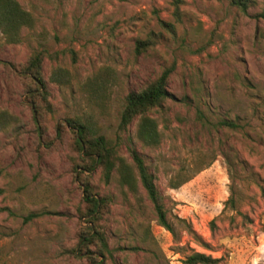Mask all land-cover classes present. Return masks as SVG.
I'll return each instance as SVG.
<instances>
[{
  "label": "rangeland",
  "instance_id": "rangeland-1",
  "mask_svg": "<svg viewBox=\"0 0 264 264\" xmlns=\"http://www.w3.org/2000/svg\"><path fill=\"white\" fill-rule=\"evenodd\" d=\"M17 1L35 22L17 44L0 32V113L12 118L0 132V264H87L74 255L88 224L68 119L91 120L129 165L130 148L146 157L174 230L158 224L140 185L131 194L116 172L106 185L97 170L88 177L111 197L106 264H184L193 253L264 264L262 1L248 15L225 0ZM139 42L151 47L138 52ZM41 50L58 60L43 64L50 97L39 130L18 69ZM59 68L70 74L62 86L50 81ZM169 68L170 99L150 113L161 143L145 147L138 119L120 129L125 99Z\"/></svg>",
  "mask_w": 264,
  "mask_h": 264
},
{
  "label": "trees",
  "instance_id": "trees-1",
  "mask_svg": "<svg viewBox=\"0 0 264 264\" xmlns=\"http://www.w3.org/2000/svg\"><path fill=\"white\" fill-rule=\"evenodd\" d=\"M225 1L244 15H248V11L252 7L251 0ZM261 1L264 5V0ZM261 16L264 17V14ZM34 22L32 14L25 11L17 0H0V32L8 43H19L23 29L33 28ZM165 26L169 25L166 24ZM150 47V42H139L137 51L144 52ZM46 58L58 60V53L52 54L47 50L37 51L18 69V75L25 82L27 99L30 101L34 120L39 130L41 128L40 120L48 109L50 97L43 72V64ZM172 70V68L166 69L158 79L145 89L139 92H131L125 99L120 129L126 130L134 120L138 119L137 139L145 147H157L161 143L158 123L150 116V113L155 109L161 110L164 103L170 99L166 88ZM69 76L67 71L59 68L52 73L50 81L62 86L69 82ZM105 76H109V74L106 73ZM105 76H96L93 85L101 88V84L105 85L106 79H103ZM11 121L12 118L7 113H0V132L9 126ZM222 124L230 128L236 127L228 121H224ZM63 126L70 128L73 134V144L77 154L75 174L82 187V202L85 204V211L81 213L80 217L85 219L88 224L79 235L78 245L74 250L75 257L85 258L87 264H106L107 259L113 257V251L109 248L107 236L101 223L107 213L111 197L101 195L88 177L97 170L101 172V181L106 185L111 183L113 174L116 172L119 185L131 194H137L140 185L153 207L158 224L173 234L174 230L167 217L155 177L150 172L144 155L136 149L130 148L129 152L133 163L129 165L125 159L118 155L116 147L99 134L96 125L91 120L68 119L66 125ZM58 132L60 133V131ZM184 183H175L172 180L170 186L172 189H178ZM227 204L233 209L235 200L231 198ZM211 227L212 229L216 228L214 222L211 223ZM220 262L221 259L201 253H193L186 257L184 264H220Z\"/></svg>",
  "mask_w": 264,
  "mask_h": 264
}]
</instances>
